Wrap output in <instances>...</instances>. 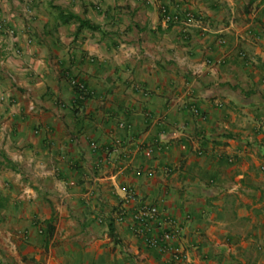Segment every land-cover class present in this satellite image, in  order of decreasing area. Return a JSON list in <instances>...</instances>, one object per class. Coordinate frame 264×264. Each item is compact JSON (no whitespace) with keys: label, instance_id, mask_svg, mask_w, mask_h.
<instances>
[{"label":"crops","instance_id":"0c3cea01","mask_svg":"<svg viewBox=\"0 0 264 264\" xmlns=\"http://www.w3.org/2000/svg\"><path fill=\"white\" fill-rule=\"evenodd\" d=\"M263 2L0 0V264H264ZM124 188L187 258L114 219Z\"/></svg>","mask_w":264,"mask_h":264},{"label":"built area","instance_id":"2783aa9c","mask_svg":"<svg viewBox=\"0 0 264 264\" xmlns=\"http://www.w3.org/2000/svg\"><path fill=\"white\" fill-rule=\"evenodd\" d=\"M264 10V2L261 4ZM161 20L179 21L183 24L199 22L200 16L192 11L184 12L183 16L167 12L164 5H160ZM70 84L78 91H84V84L76 78H70ZM196 112V109L193 108ZM94 145V144H92ZM135 194L130 188H124L122 199L114 212L116 221H125L131 233L140 238L146 247L157 248L160 254L170 261H179L186 257V248L182 242V226L180 221L164 212L155 203L140 202L133 205ZM132 206L128 210V206Z\"/></svg>","mask_w":264,"mask_h":264},{"label":"trees","instance_id":"16d2710c","mask_svg":"<svg viewBox=\"0 0 264 264\" xmlns=\"http://www.w3.org/2000/svg\"><path fill=\"white\" fill-rule=\"evenodd\" d=\"M80 23H81V24H84V23H87V22H86V20H84V19H80Z\"/></svg>","mask_w":264,"mask_h":264}]
</instances>
